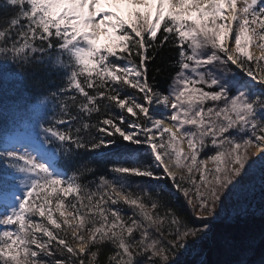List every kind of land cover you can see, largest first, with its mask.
<instances>
[{
  "label": "snow or ice",
  "instance_id": "snow-or-ice-1",
  "mask_svg": "<svg viewBox=\"0 0 264 264\" xmlns=\"http://www.w3.org/2000/svg\"><path fill=\"white\" fill-rule=\"evenodd\" d=\"M0 116V264H254L264 0H0Z\"/></svg>",
  "mask_w": 264,
  "mask_h": 264
},
{
  "label": "trees",
  "instance_id": "trees-1",
  "mask_svg": "<svg viewBox=\"0 0 264 264\" xmlns=\"http://www.w3.org/2000/svg\"><path fill=\"white\" fill-rule=\"evenodd\" d=\"M175 59H176L175 53H172V52H166L162 56V61L164 65L169 67V71L172 72V74H174V71L172 70L170 65H171V62L174 61ZM3 71L5 75V80H6L5 88L13 89L16 93V96L30 103L32 101V94L30 90H28L24 86L22 77L9 79V74L11 70L4 69ZM150 75H151V72H150ZM157 79L160 82L159 86L161 88H166L169 77L166 75H162V76H158ZM0 123H4L5 126H7V121L2 116H0ZM211 154H214V153L206 149L200 158L207 157L208 155H211ZM0 167H2V165H0ZM254 194H255L256 199L260 198V187L258 188V190L254 191ZM180 203L181 204L184 203L183 198H181ZM260 225H261V221L259 218H257L254 225H252V228L257 235V244L255 247L254 253L250 257V260L253 261L254 264H259L261 259L264 258V245H262L261 242L259 241ZM221 227H222L221 221H215L213 223L214 231H219ZM225 258L226 257L218 254L214 249L211 248V246L207 242H205L202 244H196V245L190 246L187 249V251H185L184 254L179 259H180V264H200V261L202 260L208 261L209 264H213V262L220 260V259H225Z\"/></svg>",
  "mask_w": 264,
  "mask_h": 264
},
{
  "label": "rangeland",
  "instance_id": "rangeland-1",
  "mask_svg": "<svg viewBox=\"0 0 264 264\" xmlns=\"http://www.w3.org/2000/svg\"><path fill=\"white\" fill-rule=\"evenodd\" d=\"M120 7L122 9V14H125L126 15V8H125V6L124 5H121ZM108 42H109L108 41V38L103 33H101L100 43L101 44H104V43H108ZM229 46L231 47V42H229ZM249 51H251L254 55H259L260 54L259 49L255 48V47L250 48ZM185 150L187 151L186 145H185ZM252 154H253V152H250V155H252ZM206 158L207 157H204V159H206ZM213 167H214V165L211 162H209L208 168L211 169ZM174 170L178 172V175L179 174L186 175V172H184V170H180V169H174ZM192 176H193L194 179H196L198 181V179H199V173L196 172L195 169L193 170ZM251 182L254 185V191L255 190H258V188L260 187V172H259V169L258 168L253 173V175L251 177ZM259 199H256V202H258Z\"/></svg>",
  "mask_w": 264,
  "mask_h": 264
},
{
  "label": "bare ground",
  "instance_id": "bare-ground-1",
  "mask_svg": "<svg viewBox=\"0 0 264 264\" xmlns=\"http://www.w3.org/2000/svg\"><path fill=\"white\" fill-rule=\"evenodd\" d=\"M167 122V121H166Z\"/></svg>",
  "mask_w": 264,
  "mask_h": 264
}]
</instances>
